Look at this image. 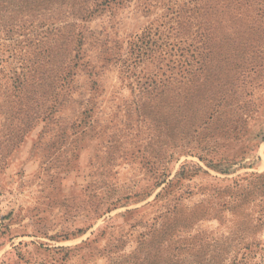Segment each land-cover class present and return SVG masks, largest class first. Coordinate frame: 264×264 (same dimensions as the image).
Returning <instances> with one entry per match:
<instances>
[{"label":"rangeland","instance_id":"374dc122","mask_svg":"<svg viewBox=\"0 0 264 264\" xmlns=\"http://www.w3.org/2000/svg\"><path fill=\"white\" fill-rule=\"evenodd\" d=\"M71 12L0 30V264H264V0Z\"/></svg>","mask_w":264,"mask_h":264},{"label":"trees","instance_id":"16d2710c","mask_svg":"<svg viewBox=\"0 0 264 264\" xmlns=\"http://www.w3.org/2000/svg\"><path fill=\"white\" fill-rule=\"evenodd\" d=\"M116 0H0V30H10L18 27V21L13 14L16 10L25 12L22 21L24 25L32 24L37 18L43 26L51 21L55 13L63 6H70L72 16L86 20L98 12L99 7ZM32 18V20H30ZM66 28V27H65ZM196 58V55H192ZM220 105V104H218ZM215 105L209 111L208 123L218 117L221 106ZM206 123V125L208 124ZM183 170V168H182Z\"/></svg>","mask_w":264,"mask_h":264}]
</instances>
